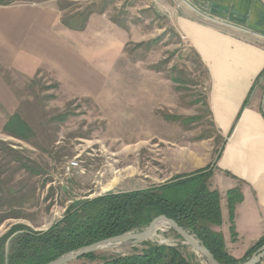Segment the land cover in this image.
Masks as SVG:
<instances>
[{
	"label": "rangeland",
	"instance_id": "rangeland-1",
	"mask_svg": "<svg viewBox=\"0 0 264 264\" xmlns=\"http://www.w3.org/2000/svg\"><path fill=\"white\" fill-rule=\"evenodd\" d=\"M9 5L49 11L57 56L32 75L0 63V121L20 112L34 129L24 141L4 133L0 124V237L19 223L46 230L87 198L164 183L156 176L166 174L165 139L191 144L215 135L205 67L165 14L169 6L190 11L187 0H11ZM86 15L85 27L77 29ZM170 124L178 126L169 129ZM72 160L77 165L68 169ZM154 166L163 171L156 179ZM145 241L183 245L193 264H209L167 226ZM145 241L98 252L126 254L143 249Z\"/></svg>",
	"mask_w": 264,
	"mask_h": 264
},
{
	"label": "crops",
	"instance_id": "crops-1",
	"mask_svg": "<svg viewBox=\"0 0 264 264\" xmlns=\"http://www.w3.org/2000/svg\"><path fill=\"white\" fill-rule=\"evenodd\" d=\"M187 1L254 35L199 21L195 10L186 6L166 8L170 22L207 70V107L215 135L191 144L165 139L162 169L166 174L156 177L167 181L216 162L210 184L221 194L223 222L213 228L223 233L228 252L240 258L264 233L260 230L264 224V0ZM45 10L32 5H0V63L6 68L32 75L45 59L57 56L52 48L57 40L51 31L52 17ZM47 47L53 50L51 54ZM58 57L60 60V54ZM5 122L0 121L2 128ZM177 126L170 124L169 129ZM163 171L154 166L152 174ZM237 186L244 198L235 208L237 237L233 240L227 192Z\"/></svg>",
	"mask_w": 264,
	"mask_h": 264
},
{
	"label": "trees",
	"instance_id": "trees-1",
	"mask_svg": "<svg viewBox=\"0 0 264 264\" xmlns=\"http://www.w3.org/2000/svg\"><path fill=\"white\" fill-rule=\"evenodd\" d=\"M10 3L11 0H0V5ZM84 16L83 23L77 29L85 27L89 15ZM193 52L203 65L197 52ZM3 131L24 141L34 136V129L20 112L6 114ZM215 166L216 162L147 188L109 191L79 201L46 230H34L22 223L15 224L0 237V264H47L69 251L94 242L129 231H141L162 214L195 233L222 264L247 261L264 245V236L240 258L228 252L223 233L213 228L223 222L221 194L210 184ZM243 198L240 186L227 192L233 240L237 237L235 208ZM170 230L181 238L174 230ZM144 245L143 249H135L126 254L106 256L97 251L77 260H88L81 264H193L184 254L183 245L149 241H145Z\"/></svg>",
	"mask_w": 264,
	"mask_h": 264
},
{
	"label": "water",
	"instance_id": "water-1",
	"mask_svg": "<svg viewBox=\"0 0 264 264\" xmlns=\"http://www.w3.org/2000/svg\"><path fill=\"white\" fill-rule=\"evenodd\" d=\"M261 110L264 114V94L261 101ZM160 226H167L178 233L184 240V244L192 247L194 251L201 254L209 264H222L213 253L205 246L200 238L193 232L179 225L175 220L162 214L156 217L141 231H129L117 236L106 238L92 244L69 251L47 264H68L89 253L110 248L118 244H135L151 238ZM264 259V245L243 264H259Z\"/></svg>",
	"mask_w": 264,
	"mask_h": 264
},
{
	"label": "built area",
	"instance_id": "built-area-1",
	"mask_svg": "<svg viewBox=\"0 0 264 264\" xmlns=\"http://www.w3.org/2000/svg\"><path fill=\"white\" fill-rule=\"evenodd\" d=\"M189 3V2H188ZM189 6L191 9L195 10V15L196 18L200 19L202 22L214 25L220 29L223 30H227V31H235V32H239V33H246V34H253L254 32H252L251 30L238 25L236 23H233L232 21H229L217 14H214L212 12L206 11V10H199L194 8L191 3H189ZM75 165H77V162L72 160L69 165H68V169L74 167Z\"/></svg>",
	"mask_w": 264,
	"mask_h": 264
},
{
	"label": "bare ground",
	"instance_id": "bare-ground-1",
	"mask_svg": "<svg viewBox=\"0 0 264 264\" xmlns=\"http://www.w3.org/2000/svg\"><path fill=\"white\" fill-rule=\"evenodd\" d=\"M117 249V248H116ZM114 250V249H113Z\"/></svg>",
	"mask_w": 264,
	"mask_h": 264
}]
</instances>
